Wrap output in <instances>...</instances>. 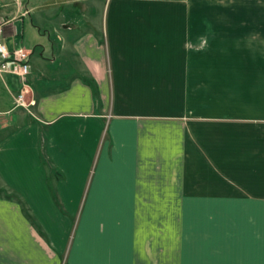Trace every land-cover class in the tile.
Returning <instances> with one entry per match:
<instances>
[{
    "label": "crops",
    "instance_id": "1",
    "mask_svg": "<svg viewBox=\"0 0 264 264\" xmlns=\"http://www.w3.org/2000/svg\"><path fill=\"white\" fill-rule=\"evenodd\" d=\"M0 26L31 51L0 72V264H264V0H0Z\"/></svg>",
    "mask_w": 264,
    "mask_h": 264
},
{
    "label": "built area",
    "instance_id": "2",
    "mask_svg": "<svg viewBox=\"0 0 264 264\" xmlns=\"http://www.w3.org/2000/svg\"><path fill=\"white\" fill-rule=\"evenodd\" d=\"M30 57L31 51L22 46H15L11 49L6 46L0 26V72L11 73L18 77L22 84H26L30 73ZM22 98V93H19L17 100L21 101Z\"/></svg>",
    "mask_w": 264,
    "mask_h": 264
},
{
    "label": "trees",
    "instance_id": "3",
    "mask_svg": "<svg viewBox=\"0 0 264 264\" xmlns=\"http://www.w3.org/2000/svg\"><path fill=\"white\" fill-rule=\"evenodd\" d=\"M95 94H96V91H95ZM0 194H2L3 196L7 197V198H14V195L12 194H8L4 189H2L0 187ZM26 214H27V217L29 218V220L32 222V224L38 228V225H37V222L30 216V214L28 213V211H25Z\"/></svg>",
    "mask_w": 264,
    "mask_h": 264
},
{
    "label": "rangeland",
    "instance_id": "4",
    "mask_svg": "<svg viewBox=\"0 0 264 264\" xmlns=\"http://www.w3.org/2000/svg\"><path fill=\"white\" fill-rule=\"evenodd\" d=\"M26 39H33V38H26ZM28 49V48H27ZM38 53H39V50L37 49L36 51H35V53H34V55H38ZM12 81H14V83H16L17 82V80H16V78H14V79H11ZM15 85V84H14ZM0 91L1 92H4L5 91V87H4V83H2V82H0ZM23 107V106H22ZM10 128V127H9ZM9 128H7V129H9ZM13 195V194H12Z\"/></svg>",
    "mask_w": 264,
    "mask_h": 264
}]
</instances>
